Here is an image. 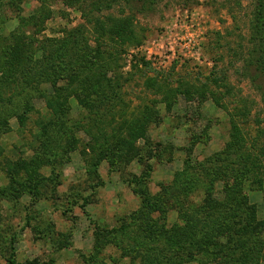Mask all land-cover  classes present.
Segmentation results:
<instances>
[{
	"label": "rangeland",
	"instance_id": "rangeland-1",
	"mask_svg": "<svg viewBox=\"0 0 264 264\" xmlns=\"http://www.w3.org/2000/svg\"><path fill=\"white\" fill-rule=\"evenodd\" d=\"M93 1L0 0V79L8 83L0 80V264H146L147 248L174 253L164 232L183 225L184 214L208 213V190L224 198L223 181L211 186V175L188 164L221 153L234 119L248 140L264 131V76L244 62L254 49L256 0H156L131 10L121 3L96 14L121 19L118 32L127 34L115 40L86 21ZM76 29L83 44L67 52L78 82L49 68L32 112L19 118L21 110L3 107L28 65L44 56L52 65ZM93 77L104 100L92 116L76 93ZM151 81L161 88H147ZM60 87L70 90L54 100L70 108L78 129L69 141L48 135L51 151L39 152V127L50 116L38 92ZM184 171L190 177L180 187ZM245 191L264 219V184L246 182Z\"/></svg>",
	"mask_w": 264,
	"mask_h": 264
},
{
	"label": "trees",
	"instance_id": "trees-1",
	"mask_svg": "<svg viewBox=\"0 0 264 264\" xmlns=\"http://www.w3.org/2000/svg\"><path fill=\"white\" fill-rule=\"evenodd\" d=\"M155 1L94 0L90 11L87 13L83 9V13L86 21L90 25H94L97 32L102 33L103 37L115 40V34H118L117 38L127 34L126 31L118 32L121 24L118 28L117 25L122 22L121 19L116 20L108 17L105 20H101L96 17V14L99 15L109 11L121 3H124L125 8L131 10L133 3H142L140 6L143 9L145 6L154 4ZM256 3V24L253 25L254 33L250 39L254 49L250 54L252 55L251 58L244 62L246 66L251 67L256 72L255 76L260 74L264 76V36L259 34V27L264 20V0H256ZM92 11L94 16L87 15L91 14ZM82 40L83 33L76 29L71 33L69 39L62 43L63 46L56 50L52 65H50L45 56L41 61L36 60L34 63L29 64L22 73L20 81H18L17 93L9 96L8 99H4L2 104H5V106L3 105V107L15 112L21 110L19 118H23V116L32 112L34 105L31 100L34 99L30 98L38 91L40 83L46 81L49 68L56 69L62 81L78 82L81 75L74 73L77 68L71 64V55L67 52V48L69 44H73L71 49L76 50L83 44ZM97 49H102L101 45ZM98 59H100V56H98ZM138 62L142 66L151 67V63L144 58L139 59ZM39 65L41 67H37ZM67 70L69 74L63 77ZM84 72L81 73L84 74ZM91 72L89 70L85 73L86 78L92 77L90 76V74L93 75ZM253 78L255 77L253 76ZM3 79L5 78L0 80L3 82V86L7 87L8 83L3 81ZM100 80L101 77H93L91 80L84 79L85 82L81 81L83 83L77 87L78 94L76 93V97L79 104L89 110L92 116L96 111L95 101L97 99L100 100L104 92L98 87ZM152 87L158 90L161 88L155 81H151L150 85H147V88ZM65 89L62 87L53 88V91H56V95H53L54 92L51 93L50 90L38 92L40 93L39 98L46 100L47 115L50 116V119L45 123H41L39 127L40 135H42L39 152L44 149L48 150L47 152L51 151L54 139L52 136L48 137V135L56 134L68 140L72 138V132L78 129V125L75 122L70 124V108L54 100ZM93 96L96 97V100H92ZM102 99L104 100V98ZM4 125L6 126L7 123H4ZM244 134L242 126L234 119L230 141L221 153L203 162L188 164V170L190 168L192 170L197 169L211 175L213 178L211 186L213 183L223 181L224 198L214 199L212 192L208 190L203 208L208 213L198 216L200 211L198 210L195 214L193 212L189 213L190 215L184 214L182 215L183 225H176L172 230L164 232L174 241V245L178 250L172 253L166 247L147 248L145 253L146 264H202V256L207 258L208 264H264V219L258 217L260 211L256 207L251 206L250 196L245 191L246 182H251L252 188L254 186L262 188L264 184V131L258 130L257 136L250 140ZM45 159H48V161L52 160V158ZM40 160L43 159L41 157L34 159L33 163L36 168L41 166ZM188 177L190 176L186 171L179 173L177 185L184 187V181ZM187 186L185 185V189ZM161 209L163 211L165 206L158 204L156 210ZM148 232H152V230ZM156 256L158 257L154 259L153 257ZM9 262L10 264H19L15 257H12Z\"/></svg>",
	"mask_w": 264,
	"mask_h": 264
}]
</instances>
